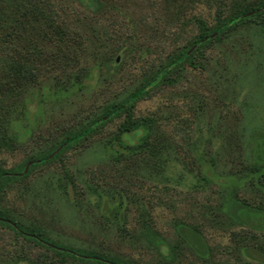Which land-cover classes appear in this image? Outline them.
Masks as SVG:
<instances>
[{
  "label": "rangeland",
  "instance_id": "374dc122",
  "mask_svg": "<svg viewBox=\"0 0 264 264\" xmlns=\"http://www.w3.org/2000/svg\"><path fill=\"white\" fill-rule=\"evenodd\" d=\"M49 1L52 26L44 12L32 20L30 0H0V78L11 62L35 74L0 95V135L11 143L0 168H26L0 184L8 218L127 263L264 264V8L193 46L192 67L170 68L135 101L134 118L151 122L144 146L116 155L123 116L59 146L185 49L200 25L209 33L264 0ZM114 201L122 223L103 210ZM180 224L198 231L204 258L179 237ZM60 260L0 224V264Z\"/></svg>",
  "mask_w": 264,
  "mask_h": 264
},
{
  "label": "trees",
  "instance_id": "16d2710c",
  "mask_svg": "<svg viewBox=\"0 0 264 264\" xmlns=\"http://www.w3.org/2000/svg\"><path fill=\"white\" fill-rule=\"evenodd\" d=\"M34 0H30L33 2ZM40 2V1H39ZM42 2V1H41ZM45 8L39 7V3L34 1L31 4V9L28 10V15L32 17V20L39 16H43L44 12L47 20L46 26H52L54 18H58L57 13L53 7V3L49 0H43ZM264 8V2H261L256 7H250L243 11H237L234 15L224 19L218 26H216L211 32L206 33V29L203 25L199 26V36L187 45L185 49L179 50L172 59H170L165 65L161 66L158 71L153 73L147 80H145L137 89L129 93L126 97L118 102H111L106 105L102 113L96 118L82 126L78 131L69 134V136L59 144L61 148L65 145H70L77 141H80L103 126L106 122L123 116L122 121L119 123L112 140V147L116 152V155L123 156L128 151H134L138 147L144 146L151 130V122L146 120H140L134 118L132 113L133 104L138 99L142 98L150 87H153L159 83H162L167 78V73L170 68H179L183 62H186L189 66H193L192 55L189 53L193 46H201L205 42H208L209 38L213 35H217L223 30L227 29L231 24L240 20L243 15L262 10ZM30 29L31 21L29 22ZM8 69L3 73L0 79V95L6 93H17L24 85L31 83L35 74L32 70L24 64L18 62H11L8 64ZM21 88V89H22ZM11 148L9 140L5 139V136L0 135V150ZM55 149H51L47 153L34 160H30L31 166L40 165L48 162L49 157L53 155ZM25 167L22 165L17 172L8 171L0 168V184L4 181H12L19 179V176H24ZM91 190V189H90ZM91 192L95 193L94 190ZM103 210L106 211L109 217L114 221L122 223L124 219L123 213L119 210V202L114 201L110 203L109 207L104 204ZM0 224L9 227L15 231L17 235L33 241L34 243L43 246L45 249L52 251L55 255L61 256V264H133L127 263L120 259L110 258L105 255H97L95 253L87 252L84 250L73 249L64 245H60L49 239L41 236L40 231L32 230L26 226H22L13 220L9 219L5 212L0 208ZM177 232L182 241L188 245L193 253L200 258H204L207 255V248L203 242L198 231L194 228L180 224L177 227ZM59 262V261H58Z\"/></svg>",
  "mask_w": 264,
  "mask_h": 264
},
{
  "label": "water",
  "instance_id": "95a60500",
  "mask_svg": "<svg viewBox=\"0 0 264 264\" xmlns=\"http://www.w3.org/2000/svg\"><path fill=\"white\" fill-rule=\"evenodd\" d=\"M25 169H26V168H25ZM25 169H24V170H25Z\"/></svg>",
  "mask_w": 264,
  "mask_h": 264
}]
</instances>
